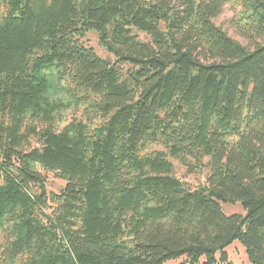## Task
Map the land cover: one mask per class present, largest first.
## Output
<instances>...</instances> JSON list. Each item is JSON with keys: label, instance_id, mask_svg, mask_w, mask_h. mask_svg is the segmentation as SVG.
Segmentation results:
<instances>
[{"label": "trees", "instance_id": "16d2710c", "mask_svg": "<svg viewBox=\"0 0 264 264\" xmlns=\"http://www.w3.org/2000/svg\"><path fill=\"white\" fill-rule=\"evenodd\" d=\"M235 240L264 264V0H0V264H221Z\"/></svg>", "mask_w": 264, "mask_h": 264}, {"label": "rangeland", "instance_id": "374dc122", "mask_svg": "<svg viewBox=\"0 0 264 264\" xmlns=\"http://www.w3.org/2000/svg\"><path fill=\"white\" fill-rule=\"evenodd\" d=\"M234 10L230 9L229 7H225L223 13L216 18L215 22L220 25L223 29L226 30V32L232 36L233 38L239 40L245 45L249 44L248 37L242 36L236 29L234 28V20H232V16H234ZM138 36L142 39H147L148 37L140 33L136 30H134ZM82 42L91 47L97 55L100 57L108 60L109 62H113L115 59L114 57L108 53L104 47L99 43L98 40V34L95 31L87 32L85 36L82 38ZM251 45V43H250ZM121 67L123 69V72L127 70L130 66L128 64H121ZM81 112L77 113V116H80ZM154 148L157 149H163L162 146H154ZM169 159L172 161L174 166V173L176 176H178L185 184V186L188 189H194L198 186H201L205 184L207 173H208V166H202L200 168H195L194 171L189 172L187 170V167L179 162L178 160L172 158L169 156ZM207 159H203V162H205ZM65 182L63 180H60L58 178L52 177L50 174L47 176L45 188L48 191L52 192H59L64 187ZM221 210L225 215H231V214H245V209L243 205L240 202L235 203H228V202H221L220 203ZM226 253V261H223L221 264H251L248 255L246 253L245 247L243 244L235 240L230 245H228L224 249ZM220 252L217 253L216 258L220 259ZM184 257H179L176 259H170L163 264H180L183 261Z\"/></svg>", "mask_w": 264, "mask_h": 264}]
</instances>
